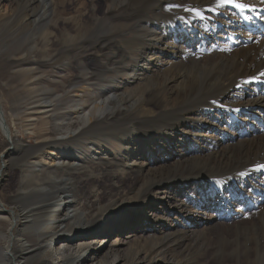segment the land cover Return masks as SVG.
I'll list each match as a JSON object with an SVG mask.
<instances>
[{
	"label": "bare ground",
	"instance_id": "6f19581e",
	"mask_svg": "<svg viewBox=\"0 0 264 264\" xmlns=\"http://www.w3.org/2000/svg\"><path fill=\"white\" fill-rule=\"evenodd\" d=\"M7 1L0 0V23L13 19ZM18 2L26 9L37 4ZM238 2L255 11L217 8V0H119L115 6L125 5L122 12L107 6L104 17L93 9L95 20L78 21L76 38L70 33L76 23L72 18L64 21L67 30L64 25L55 35L51 32V48L43 56L50 64L40 60L28 64L25 86L38 85L42 69L55 63L65 65L62 77L70 78L87 34L93 36L96 60L92 69L81 64L83 70L69 79L66 92L53 89L51 102L29 108L25 127L36 136L35 146L26 149L17 143L0 112L8 145L0 154V187L7 172L5 158L18 155L15 160L29 164L32 173L16 190V212L5 211L0 201V264H151L144 255L147 250L142 257L134 253L127 262L122 248L129 242L138 246L139 241L147 242L143 237L151 236L154 244L149 250L158 251L167 241L173 243L167 248L176 253L187 242L207 237L219 223L239 227L250 214L256 220L245 221L244 229L259 236L258 250L264 249V169L259 167L264 165V2ZM189 7L190 13L185 12ZM150 9L156 20H165V27L147 24L141 30L139 23L151 20L145 18ZM29 13L18 20L21 29L35 23ZM126 27L130 38L119 35ZM58 33L61 39L55 38ZM23 64L19 60L18 65ZM102 82L101 98L92 100L94 88ZM130 115L138 120L134 132L118 139L120 151L108 152L106 132ZM37 125H49L52 131H39ZM62 131L67 133L63 136ZM82 136L90 137V149L78 158L69 145ZM46 148L45 156L40 155ZM44 157L50 160V169L42 164ZM94 165L111 179L103 190L109 197L114 194V205L123 201L119 193L125 190V179L132 181L127 189L133 195L126 200L142 198V205L121 208L106 227H97L87 212L101 207L98 193L84 199V209L79 200L78 181L93 172ZM100 246L105 249L97 250ZM54 256L58 260H52Z\"/></svg>",
	"mask_w": 264,
	"mask_h": 264
},
{
	"label": "rangeland",
	"instance_id": "374dc122",
	"mask_svg": "<svg viewBox=\"0 0 264 264\" xmlns=\"http://www.w3.org/2000/svg\"><path fill=\"white\" fill-rule=\"evenodd\" d=\"M57 1L59 2V4ZM116 1L118 2L119 0H116ZM125 1L127 0H123V2ZM6 3H9V6L11 5L12 7L13 19L11 18V20L7 22L0 23V97H1L0 112H1V117L2 119H4L7 127L9 128L8 130L10 131L13 138L17 140V143L23 144V146L26 147L27 149V147L29 148L37 144L36 136L32 134V132L27 130V128L25 127L26 121L28 117L30 116L29 108L33 109L34 106L44 105L45 103H43V101H46L48 103L51 102V98L49 96L51 94H49V91L53 89L57 90L59 94H63L64 92H66V86H68L69 79H75L76 75H78L79 72L81 73V71L83 70L84 66H82L83 65L82 63L87 65V67L90 66V68L92 69L93 64L95 63V60H96L95 52L93 51L92 46H91V41L93 40V36H90V34H87L86 37L88 39L81 40L82 42L83 41L84 42L80 44L81 50L79 49V51L83 55H80V52H78L79 55H75L77 58L75 57L74 64L76 65H72L70 69V72H72L73 75H70V78H68L67 80L66 78L64 79L62 77L63 76L62 71L64 69V67H62L63 64L55 63L54 65L53 64L51 66L49 65L50 67L42 69L43 75L41 79H39L40 81L37 83L38 85L31 83L29 84V86H25V83L29 77L28 69L31 67V65H28V64H30L33 61H37V60L41 61L39 63L46 62L50 64L49 60L47 61V59L43 57L48 52V50L51 48L50 34L51 32H53V34L55 35V33L58 32L57 29L59 30V28H62L64 25H65L64 27L69 26L67 22H64L67 19L72 18L76 22L74 23L75 26L70 31L71 36L73 38H76L77 32H78V24H77L78 21L79 23H83V21L85 20L89 22L95 20L91 12L93 11V9L95 10V12L98 14L99 17H101V15L104 17V15L107 14V10H105L107 6L110 7L109 9L114 7L112 12L116 11V13H120L124 9L125 5H123L122 7H120V5L119 7L115 6L114 1L112 2V0H102V1L101 0H93V1L92 0H72V1L70 0H44V1L37 0L38 5L36 4L32 6L30 9H26L25 5L23 6V4H21V8H20V3L18 2V0H14V1L8 0ZM90 3H92L93 5ZM82 4H84V6ZM39 5L42 9L37 7ZM190 8L191 7L187 8L189 10L187 13H190ZM25 9L27 11H25ZM29 10H31L30 13H29ZM54 11H57L56 16L55 14H53ZM191 12H192V9H191ZM28 13L30 15L31 14L34 15L35 23L33 24V26L29 28L21 29L19 26L20 23L18 24V20L22 18L24 14H28ZM145 14L147 15L145 18L150 19L151 17V20L148 23H142V24L139 23V27L141 28V30L146 29L147 24L148 25L156 24V25L162 26V28L165 27V24H164L165 20L163 19H162L163 21L159 19L156 20L157 18H155V16L152 14L151 9L149 11V14H147L146 12ZM161 22L163 24H161ZM66 30H67V27H66ZM123 30H120L119 32L120 34L119 33L118 34L122 38H130L131 34H129L130 32H129L128 27H126ZM141 34H143L142 31H141ZM60 36L62 38V35L61 34L59 35L58 33V36H55V38L61 39ZM56 45L59 46V43L57 42ZM77 45H79V42L77 43ZM52 46L53 47L55 46L54 43H52ZM57 46H56V49H58ZM83 49H85L86 52L85 50L83 51ZM122 51H127V50L124 49ZM106 58H110V55H107ZM19 60H24V64L18 65ZM79 66L80 68H78ZM79 69L80 70L82 69V70L80 71ZM53 72L55 73L53 75H55L56 77L52 75ZM107 75L108 76H106V78H110L112 76V73L107 74ZM103 88H104L103 82L99 83V85L96 88H94L95 90H97V94H95L96 96L94 95V97H92V100L96 101L98 98H101L100 91H102ZM45 90H48L47 91L48 93H46ZM99 94H100V97H98ZM32 98L41 99V102L36 103L34 102V100H32ZM60 107L62 109L65 108L63 103L60 104ZM131 116L132 115H130L129 116L130 118L126 119L125 122L121 124V126L116 127L115 129L110 130V131L108 130L106 132L109 137V138L106 137V139L108 138L109 140L108 141L106 140L108 143L107 144L108 149L106 148L105 150L111 153L120 151L119 149L120 145L118 144V139L134 132L135 125H133V123L138 122L137 119ZM0 124L3 126L1 122ZM65 125L67 124L63 123V126ZM36 128L39 131L43 129L46 130V128L52 131V127L51 126L49 127V125H46V126L37 125ZM45 130H44V133H45ZM113 131H116L117 134ZM4 133H6V131ZM66 133L67 131H62L61 134L64 136ZM96 136L97 134L90 135V137H96ZM82 137L83 138L80 139L81 141L79 140L77 144L76 142L72 141L71 145H69L71 147V150L76 151L78 158L80 157L81 153H84L85 150H87L88 147H89L88 149H90V146L88 145L89 143L87 141V139H89L90 137L88 136H86V138L84 136ZM133 137L134 135H132L130 139H132ZM113 138H115V140H113ZM82 140L84 143L82 142ZM83 147H84V150H83ZM7 148H8V145L5 142L3 133L0 128V154L6 151ZM26 149L24 148L23 150H26ZM48 149L49 148H46L45 151H43L42 154L40 155L45 156V152L47 153L49 151ZM9 152L13 153V150ZM17 156L18 155H12L8 158H5L7 172L5 173V177H4L5 183L4 185H2V187H0V201H2L5 211H9L12 208L16 212V207L19 206V205L17 206L13 205V199L15 198L16 190L18 186L21 184V182L28 180L32 175L30 165L29 164L27 165L26 163H24L25 165L23 164L20 165L19 161L15 160V157ZM41 158L42 157L40 156V159ZM17 163L19 165H17ZM42 164L44 165L45 168H48V169L51 168L50 160H48L46 157L43 158ZM96 166L97 165H94L92 167V171L94 172V175L91 174L93 172H87L86 175L83 176L78 181V184H79L78 187L82 188V192H81L79 200L84 209V206H85L84 199H86L89 195L94 196L96 193H98L101 204H102L101 207L99 209H96L95 207L88 208L87 212L90 213L93 222H95L96 224H99L97 227H106L112 219L117 218L120 215V212L122 210L121 208L142 205V198L134 197L133 200H128V201L126 200L129 198L132 199L133 195L127 189L131 185L132 181L125 179V187H124L125 190H122L119 193V199L123 201L119 204L114 205V201L116 200V197L115 196L113 197L114 194L111 193V196L109 197L107 194L108 192L107 191L104 192L103 190L105 185L107 186L111 185V182H110L111 179H109L103 174L102 169L99 166L98 167ZM97 169H99L100 171H98ZM92 181H94V184L92 183ZM116 181L119 182L117 178H116ZM116 186H120V184H117ZM52 187H53L52 191H54V186ZM38 193L39 192H37L36 194ZM28 197H31V196L28 195L27 198ZM187 201L188 200H186V202ZM187 205L192 210L195 209L193 208L195 207L194 204H187ZM4 210H2V213H5ZM250 216L248 215L246 219L244 220L242 219L243 221L240 220L238 222L239 227H236V224L233 226L231 223H227V222L226 223L223 222L225 224L219 223L218 226L212 232H210L207 237L198 238L195 240L197 242H195L194 240L191 242H187L188 245L186 246L187 244L186 243L181 249H179L178 251L176 250L177 251L176 253H174L173 250L167 248V246H170L171 244H173V243L169 244L167 241L165 242H167L169 245L166 244L165 242H161V245L156 248L158 249V251L155 250L156 253L153 252L152 249H150L151 250L150 251L149 247L153 246L154 241H151L152 240L151 236L150 238L149 236L148 237L145 236V238L143 237L142 239L147 240V242L139 241L138 246L129 242L125 247L122 248L123 253H121V255L125 254V259L128 262V261H131L133 258H135L134 253L138 252L139 256L142 257L140 253L145 252L147 250L146 252L149 254L144 253V255H146V257L149 256V258H151L150 259L152 261L151 264H264V249L258 250V246H257V245H262L261 238L257 236L256 234L255 235L248 234L247 231L244 229L245 221L249 219H251L252 221L256 220L255 219L256 217H254L252 214H250ZM237 233L239 234V237H237L238 235ZM243 234L245 235L243 237L244 239L243 238L240 239V237ZM30 240L34 241L33 236L30 237ZM148 242L149 244H147ZM48 244L49 245L52 244V240L49 241ZM164 247L166 249H164ZM100 248H102V246H100L97 250H99ZM102 249H105V247ZM157 252L161 254H158ZM157 258L159 259L157 260ZM52 260H58V257L54 256ZM168 261H171V262H168Z\"/></svg>",
	"mask_w": 264,
	"mask_h": 264
},
{
	"label": "snow or ice",
	"instance_id": "6c2138e0",
	"mask_svg": "<svg viewBox=\"0 0 264 264\" xmlns=\"http://www.w3.org/2000/svg\"><path fill=\"white\" fill-rule=\"evenodd\" d=\"M262 2H264V0H262ZM227 6H230L232 8L238 9L241 12H243L246 9L248 11H255L254 8L248 7L245 4L238 2V0H217V4H216L217 8H224V7H227ZM185 10L187 11L188 9H185ZM193 11H195V10H193ZM261 11H264V9H262ZM195 14L197 16H200V12H198V11H195ZM261 75L264 76V73H261ZM245 83H249V81H245ZM259 167L261 169H264V165H261Z\"/></svg>",
	"mask_w": 264,
	"mask_h": 264
}]
</instances>
